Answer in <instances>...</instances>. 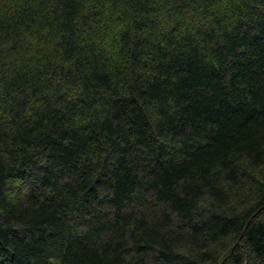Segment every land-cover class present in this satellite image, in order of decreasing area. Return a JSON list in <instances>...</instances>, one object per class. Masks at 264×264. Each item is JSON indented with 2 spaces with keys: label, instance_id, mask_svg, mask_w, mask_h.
<instances>
[{
  "label": "trees",
  "instance_id": "16d2710c",
  "mask_svg": "<svg viewBox=\"0 0 264 264\" xmlns=\"http://www.w3.org/2000/svg\"><path fill=\"white\" fill-rule=\"evenodd\" d=\"M0 264H264V0H0Z\"/></svg>",
  "mask_w": 264,
  "mask_h": 264
}]
</instances>
